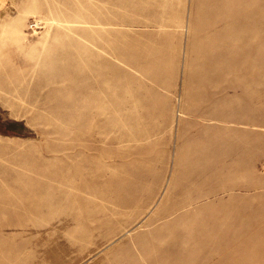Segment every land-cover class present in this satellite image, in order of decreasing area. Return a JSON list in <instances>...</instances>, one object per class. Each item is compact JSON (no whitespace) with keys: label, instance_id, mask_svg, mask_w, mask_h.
I'll return each instance as SVG.
<instances>
[{"label":"rangeland","instance_id":"rangeland-1","mask_svg":"<svg viewBox=\"0 0 264 264\" xmlns=\"http://www.w3.org/2000/svg\"><path fill=\"white\" fill-rule=\"evenodd\" d=\"M0 264H264V0H0Z\"/></svg>","mask_w":264,"mask_h":264}]
</instances>
